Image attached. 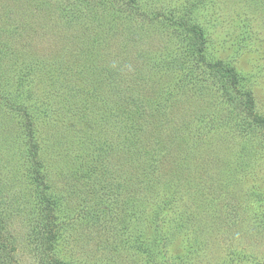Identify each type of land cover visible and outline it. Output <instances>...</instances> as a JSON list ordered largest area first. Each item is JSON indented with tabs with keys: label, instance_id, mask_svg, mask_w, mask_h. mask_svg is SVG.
I'll use <instances>...</instances> for the list:
<instances>
[{
	"label": "rangeland",
	"instance_id": "rangeland-1",
	"mask_svg": "<svg viewBox=\"0 0 264 264\" xmlns=\"http://www.w3.org/2000/svg\"><path fill=\"white\" fill-rule=\"evenodd\" d=\"M137 2L0 0V264H264V0ZM189 9L253 111L163 68Z\"/></svg>",
	"mask_w": 264,
	"mask_h": 264
},
{
	"label": "trees",
	"instance_id": "trees-1",
	"mask_svg": "<svg viewBox=\"0 0 264 264\" xmlns=\"http://www.w3.org/2000/svg\"><path fill=\"white\" fill-rule=\"evenodd\" d=\"M128 4H136L138 3L137 0H127ZM190 11L187 12V14L184 17L178 18L175 14H169L162 15L165 16L164 18H167L172 23L175 24H182L187 29L189 34V42L187 45V48L185 52L181 55H170L169 57H172L173 64L171 65H165L163 66L166 68H170V70H166L169 72H176L177 74H183L181 79H178L176 81V85L180 83L179 81L184 79H187L188 76L197 75V71L199 69L204 68L209 76H212L217 81V87L220 89H224L228 93V98L232 100H239V103L244 107L246 113L250 112L248 107L251 108L253 111L255 107V101L250 91H246L241 87V81L242 78L238 71L231 66H225V63L222 60L216 61H207V46H208V37H206V28L204 29L202 25L195 19L194 10L189 9ZM188 14H192L193 16H189ZM181 26V25H180ZM205 66V67H203ZM164 70V69H163ZM235 94V96H233ZM242 96L243 99H242ZM144 99L138 98L137 104L142 106L144 103ZM26 110V115H28L30 112ZM252 118L254 120L253 123H255L257 126L261 127L264 131V117H260L258 115H252ZM32 116L30 115L28 117V123L27 125V133H26V139L28 140L29 144V153L31 157L32 162V172L35 174V178L37 182L43 183L42 185L43 189L40 190V194L43 196V198H47V201L50 202L49 196H46L48 193V190L46 189L45 184V176L42 174V166L43 162L41 159V154L39 153L40 147L39 143L34 131V128L32 126L31 122ZM160 166V165H159ZM158 181H153L154 184H157ZM175 183V182H174ZM173 183V184H174ZM145 186V184L143 185ZM179 186V185H178ZM190 188H192L190 186ZM169 189H172L169 187ZM193 189V188H192ZM195 190V189H194ZM171 191H168L166 189L164 196H167L170 194ZM149 194V193H147ZM162 197L160 198V200ZM159 202V201H158ZM157 202V203H158ZM168 203H164V200H162L161 204H158L157 206L152 208V211L150 212V224L151 225H159L160 221H157V217L165 211V209L169 208L167 205ZM192 213V212H191ZM185 214H190L185 212ZM167 215V214H164ZM191 215V214H190ZM144 219V218H143ZM171 222L170 220H168ZM144 222H148V219H144ZM175 222V221H174ZM161 223V222H160ZM162 224V223H161ZM2 247L5 246V243L2 244ZM8 256V255H7ZM11 256V255H10ZM9 257V256H8ZM11 262H16V260L13 259V257L10 258ZM17 263V262H16ZM51 264H66L64 261L54 258L53 261H50ZM18 264V263H17Z\"/></svg>",
	"mask_w": 264,
	"mask_h": 264
}]
</instances>
